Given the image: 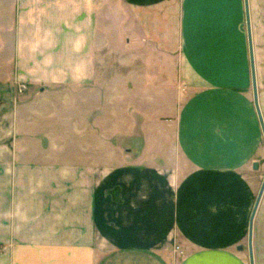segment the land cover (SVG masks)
Listing matches in <instances>:
<instances>
[{"label":"crops","instance_id":"1","mask_svg":"<svg viewBox=\"0 0 264 264\" xmlns=\"http://www.w3.org/2000/svg\"><path fill=\"white\" fill-rule=\"evenodd\" d=\"M262 137L244 0H0V264H250Z\"/></svg>","mask_w":264,"mask_h":264},{"label":"rangeland","instance_id":"2","mask_svg":"<svg viewBox=\"0 0 264 264\" xmlns=\"http://www.w3.org/2000/svg\"><path fill=\"white\" fill-rule=\"evenodd\" d=\"M251 160L257 163L255 171H251L249 168L243 169L241 172L242 179L240 181L241 192L245 195L244 200L240 204V225L241 235L243 236V227L246 229L245 236L248 235V223L252 206L254 204L253 199H256L260 185L264 177V138H257V151ZM250 161V160H249ZM247 227V228H246Z\"/></svg>","mask_w":264,"mask_h":264},{"label":"water","instance_id":"3","mask_svg":"<svg viewBox=\"0 0 264 264\" xmlns=\"http://www.w3.org/2000/svg\"><path fill=\"white\" fill-rule=\"evenodd\" d=\"M245 1V14H246V27H247V36H248V48H249V60H250V68H251V78H252V90H253V101L256 108L257 116L260 122L263 138H264V122L261 116V112L258 105L257 100V86H256V80H255V70H254V62H253V51H252V41H251V32H250V26H249V15H248V6H247V0ZM253 168H257V163H253ZM264 190V177L262 180V183L260 185L258 194L256 196L254 205L252 207V211L249 218L248 223V235H247V246H248V252H249V263L253 264V256H252V246H251V239H252V223H253V217L256 212L258 203L260 201L261 195ZM242 246H239V249H241Z\"/></svg>","mask_w":264,"mask_h":264},{"label":"built area","instance_id":"4","mask_svg":"<svg viewBox=\"0 0 264 264\" xmlns=\"http://www.w3.org/2000/svg\"><path fill=\"white\" fill-rule=\"evenodd\" d=\"M24 89H25L24 84H22V83L17 84V92L18 93H22Z\"/></svg>","mask_w":264,"mask_h":264}]
</instances>
